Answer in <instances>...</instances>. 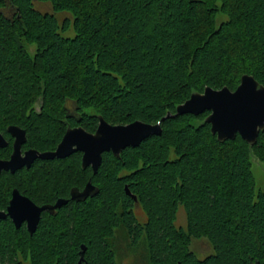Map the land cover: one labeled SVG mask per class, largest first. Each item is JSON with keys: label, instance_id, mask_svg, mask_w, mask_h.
<instances>
[{"label": "trees", "instance_id": "1", "mask_svg": "<svg viewBox=\"0 0 264 264\" xmlns=\"http://www.w3.org/2000/svg\"><path fill=\"white\" fill-rule=\"evenodd\" d=\"M37 1L70 12L72 27L35 0H0V158L12 152L11 124L26 132L22 149L40 152L68 126L95 131L99 115L159 122L160 132L103 152L95 173L80 151L2 170L0 210L14 188L39 205L89 180L97 192L43 211L33 233L0 219V264H77L82 244L85 264H119L122 242L141 244L148 264H264V191L251 170V155L264 166V129L251 144L238 133L221 141L209 110L167 116L207 86L234 90L244 74L264 85V0ZM201 237L215 251L204 258L190 248Z\"/></svg>", "mask_w": 264, "mask_h": 264}, {"label": "water", "instance_id": "2", "mask_svg": "<svg viewBox=\"0 0 264 264\" xmlns=\"http://www.w3.org/2000/svg\"><path fill=\"white\" fill-rule=\"evenodd\" d=\"M205 110L210 111L205 120L210 123L211 132L219 140L232 139L238 133L250 144L254 143L259 131L264 129V85L253 75L244 74L234 90L227 86L219 89L207 86L202 92H192L189 98L176 106L175 114L169 111L167 116L179 113L199 114ZM98 118L95 131H88L80 125L68 126L56 148L42 152L34 148L22 150V144L27 139L25 130L15 124L9 125L7 131L13 137L12 152L8 158H0V173L2 170L14 172L23 166H29L37 158H63L77 151L82 153V167L91 166L95 173L102 161L103 152L111 151L119 156L125 147L137 146L150 134L160 132L159 122L152 124L135 120L126 124H112L102 115ZM7 144V139L0 132V148ZM125 190L134 200L137 199L127 185ZM96 192V185L89 180L81 190L73 187L70 199L85 200ZM67 201L66 198H59L53 204L39 205L14 188L6 209L0 210V219L10 217L17 228L25 221L29 233H33L42 211H54ZM85 250L86 246L82 244L79 262L83 261L84 264Z\"/></svg>", "mask_w": 264, "mask_h": 264}, {"label": "rangeland", "instance_id": "3", "mask_svg": "<svg viewBox=\"0 0 264 264\" xmlns=\"http://www.w3.org/2000/svg\"><path fill=\"white\" fill-rule=\"evenodd\" d=\"M34 6L41 11H48L53 12L59 19L69 18L71 20V27H72V14L68 11H62V12H55L53 11L50 4H47L45 2H39L35 0ZM64 36H73L74 31L73 29H69L68 31L62 32ZM28 50L31 54L34 52V45L27 46ZM39 101L36 104L37 108L39 107ZM251 170L254 175L255 179V189L256 190H262L264 191V166L261 160H259L256 156L251 155ZM136 212L138 215V218L140 221L145 220L144 213L136 207ZM175 224L177 226H185L186 225V214L185 209L183 206H179L178 212H177V218L175 221ZM120 252L118 255L119 264H148L147 259L145 257V250L142 247L141 244H138L137 249L134 252H131V250L126 246L124 242H122L119 245ZM190 248L193 250L198 258H204L210 254H213L215 251L212 247V245L209 243V241L205 237L201 238H193L190 243ZM24 264H29L28 262H25Z\"/></svg>", "mask_w": 264, "mask_h": 264}, {"label": "flooded vegetation", "instance_id": "4", "mask_svg": "<svg viewBox=\"0 0 264 264\" xmlns=\"http://www.w3.org/2000/svg\"><path fill=\"white\" fill-rule=\"evenodd\" d=\"M22 150H24V149H22ZM10 154H11V153H10ZM81 165H82V164H81ZM76 188H77V187H76ZM78 189L81 190V189H83V188H81V189L78 188ZM70 191H71V189H70ZM10 198H11V197H10ZM58 199H59V198H58ZM66 199L69 200L70 197H69V198H66ZM9 200H10V199H9ZM72 200H73V199H72ZM75 201H77V200H75ZM67 202H68V201H67ZM8 203H9V202H8ZM7 205H8V204H7ZM6 207H7V206H6ZM59 208H60V207H59ZM5 209H6V208H5ZM5 209H2V210H5ZM56 209H57V208H56ZM56 209H55V210H56ZM55 210H54V211H55ZM44 211H48V210H44ZM54 211H48V212H54ZM42 212H43V211H42ZM41 214H42V213H41ZM8 218H10V217H8ZM10 219H11V218H10ZM11 221H12V219H11ZM12 222H13V221H12ZM23 223L25 224L26 222L24 221ZM25 225H26V224H25ZM79 257H80V256H79ZM77 264H84V263H83V261H82V262H79V259H78Z\"/></svg>", "mask_w": 264, "mask_h": 264}]
</instances>
